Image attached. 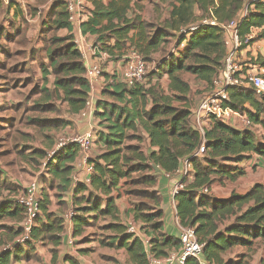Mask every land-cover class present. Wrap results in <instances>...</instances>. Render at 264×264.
<instances>
[{
  "label": "trees",
  "instance_id": "obj_1",
  "mask_svg": "<svg viewBox=\"0 0 264 264\" xmlns=\"http://www.w3.org/2000/svg\"><path fill=\"white\" fill-rule=\"evenodd\" d=\"M141 1L145 0H110L108 3L93 0L94 9L82 23L81 32L94 37L96 49L108 54L111 61L122 60L133 49L144 57L147 65L152 56L165 53L169 37L180 33L175 53L163 57L158 65L169 78L168 89L160 84L163 73L158 71L150 74L145 84L133 87L124 84L120 76H108L96 111L99 130H95L94 146L98 145L101 153L88 160L93 166L89 183L74 181V163L81 153L76 144L57 150L51 159L44 151L34 150L32 160H43L51 178L49 189L57 188L64 194L74 188L75 208L71 219L74 238L81 236L94 218L111 216L119 220L121 213L117 203L123 195L122 189L127 188V194L152 200L151 205L141 202L130 214L148 239V247L140 235L128 232V224L110 225L118 233L114 244L127 252L129 264H149L150 257L163 259L180 250L179 238L165 232L163 196L158 186L163 176L177 174L188 161V174L182 175L180 183L183 188L174 197L180 225L194 228L199 242L205 245L203 259L207 263L223 264L225 256L237 248L246 250L240 258L247 259L258 243L264 241V184H255L245 194L233 192L227 198L215 197L211 188L216 182L244 177L246 169L232 164L240 165L246 160L248 163L254 154L264 157V143H256L251 130H237L213 119L204 137L205 152L195 156L204 139L193 123L191 85L182 74H190L214 89L227 47L222 27L202 21L215 19L220 25L227 24L251 2L248 14L238 26L242 48L246 49L264 40V1L161 0L168 4L163 23L144 20ZM2 8L0 2V13ZM69 16L67 3L56 1L43 19L42 30L49 37L45 49L48 64L41 68L45 82L41 92L47 94L46 101L56 97L66 105L68 114L82 116L90 101L92 85L83 54L75 43L74 25ZM254 29L261 30L258 37L248 40ZM62 30L67 34L60 36ZM4 36V30L0 29V37ZM11 37L9 32L5 40ZM255 65L264 67V59L261 57ZM50 76L54 78L52 88L47 87ZM227 92L228 107L264 127V96H257L251 88L237 86L227 87ZM35 107L43 112L54 111L47 102H38ZM32 122L42 130H58L73 124L64 119L41 118ZM137 173L142 174L141 177L133 178ZM136 184L146 185L147 189H128ZM24 190L18 185L11 188V195H19ZM15 199L11 196L0 202V219L15 220L20 226L13 235L23 236L21 224L26 214ZM50 205L47 193L40 204L31 237L24 243L27 247L32 242L50 241L56 247L61 244L65 218L50 213ZM24 244L17 242L12 250L0 253V264L21 259ZM185 264L201 263L189 258ZM229 264L244 263L230 260Z\"/></svg>",
  "mask_w": 264,
  "mask_h": 264
},
{
  "label": "rangeland",
  "instance_id": "obj_2",
  "mask_svg": "<svg viewBox=\"0 0 264 264\" xmlns=\"http://www.w3.org/2000/svg\"><path fill=\"white\" fill-rule=\"evenodd\" d=\"M2 1L6 5L4 0ZM30 5V7H27L26 4V8L22 7L20 9V11L26 13L23 18L16 19V22L13 21L15 16L13 17L12 11L9 12L7 7L4 6L0 13V29L4 30L5 34L3 38L0 37V94H2L5 105L4 109L0 108V202L9 199L11 196L12 198L17 197V195H11V188L18 186L16 183H19L24 190L29 182L35 180L41 184V187L49 190L48 183L51 178L46 171L43 160H27V158H34L31 155L34 150L44 151L50 157L52 151L57 149L62 141L78 134L74 124L68 127H60L58 130H42L32 122L34 119L41 118L65 120L66 105L61 104L56 97L46 101L47 94L41 92L42 88L45 87L41 68L44 64V67L48 64V62H45V49L49 37L43 32L42 23L47 15L50 3L48 0H31ZM167 8L168 4L162 3L161 0H145L143 12L146 11V15L151 22L163 23L167 18ZM15 11L16 9L13 10V12ZM9 32L12 33V37L10 40H5L6 34ZM179 34L178 36L173 34L168 38L165 53L152 56L148 60L149 69L146 82L150 80V74L158 71L163 73L160 84L164 89H168L169 78L165 74V69H159L158 65L163 57L166 55L168 57L172 52L175 53L174 49L177 47ZM262 41V47L264 48V40ZM245 51L246 49L240 48L237 63L245 70L256 68L264 71V67L255 65L261 57L264 59V50L261 53L256 46L253 52ZM83 55L85 58L89 57L86 51L83 52ZM108 64L109 62L102 64L100 66L101 71L105 73L106 70H109L111 73H115L111 67L108 69ZM182 78L191 85L189 98L193 110L204 97L214 92V89L198 82L190 74L183 73ZM50 79L52 81L53 77L50 76ZM38 102H47L54 107V111L43 112L39 110L35 107ZM6 119H10L11 122L7 124L9 120ZM24 132H27V134H24ZM252 132L256 143H264V127H254ZM47 144H50L53 149H47ZM246 162L247 160L240 165H232L246 169V167H249V162ZM25 166L32 167L33 172L28 173L29 170L23 168ZM255 172L264 174V169ZM141 175L134 174L133 178L141 177ZM145 187L146 185L136 184L128 186V189L141 191L147 189ZM50 193L52 201L56 205L62 198L58 197V191L50 190ZM122 193L123 195L117 203L121 213L119 220H114L111 216L92 219L90 226L85 228L81 236L73 237L72 246L75 250L79 247V250L75 251L73 255L70 254L71 258L74 257L72 260L77 261L78 264H129L127 252L124 249H118L114 244L118 233L111 229L110 225L114 223L124 225L136 223L135 217L130 215L132 214L131 210L140 205L141 202L147 203V205H151L153 202L142 196L137 197L127 194V188L122 189ZM64 203L66 202H61L62 208L66 209L67 214H69L70 211ZM24 224L25 222L21 224V227H24ZM136 225L139 227V224L136 223ZM19 226L14 220L0 219V253L12 250L14 244L21 239L22 236L13 235ZM138 234L141 237L145 236L140 230ZM23 248L26 249L27 246L24 244ZM240 249L237 248L228 253L223 260V264H229L230 260H242L244 264H264V241L258 243L255 252L247 259L240 258L243 253H246L245 249ZM65 254L62 250L55 248L52 242L48 241L43 245L36 244L30 250L29 258L22 260L20 264H72L71 260L64 257Z\"/></svg>",
  "mask_w": 264,
  "mask_h": 264
},
{
  "label": "built area",
  "instance_id": "obj_3",
  "mask_svg": "<svg viewBox=\"0 0 264 264\" xmlns=\"http://www.w3.org/2000/svg\"><path fill=\"white\" fill-rule=\"evenodd\" d=\"M256 1V0H251ZM264 1V0H259ZM67 3L69 11V20L73 25L81 26L82 23L87 21L91 16V12L84 11V0H65ZM251 3V2H250ZM250 3L247 4L244 10L231 22L227 24L220 25L215 19H205L202 21L203 24H211L221 26L224 31L225 44L227 47V55L224 61V66L220 72V76L215 80L214 92L206 97H204L199 105L193 110L192 120L195 128L201 133L203 139L207 129L210 127L211 121L218 120L230 127L237 130H252L256 125L252 123L249 117L240 112L231 109L227 106L229 102V94L227 92V87L237 86L242 88H251L254 90L257 96H264V71L260 69H243L237 63L238 54L240 48L243 45L241 37L239 35V23L248 14V7ZM252 39V34L247 38ZM76 45L81 49L82 43L80 40L75 41ZM123 69L120 74L121 81L128 87H133L136 85H143L146 83V78L148 74V65L144 57L138 53L136 50L131 49L123 57ZM102 75L101 68L94 66L88 70V79L93 83ZM91 105L90 101L87 103V107L83 112L82 116L87 115V110ZM96 132L95 130L88 131L82 134H76L74 136L68 137L62 141L57 149L52 152V156L55 152L69 144H76L80 148V152L83 155L84 161L87 164V171L89 174L93 173V166L88 164L89 153L94 147ZM205 139L203 140L202 146L195 156H200L205 152ZM186 169L180 170L179 175H187L189 170L188 161L185 162ZM251 169H264V157L258 154H254L249 160V165ZM90 181V180H89ZM78 182V180H75ZM183 186L178 185L172 191V197L178 193ZM208 192L207 189H204ZM39 183L38 181H32L27 185L25 190L17 195L16 202L21 205L26 214V220L24 224V235L18 241L19 244L25 243L30 239L32 228L35 219L40 214V200L38 199ZM73 217V212H69L66 215V219L71 220ZM128 232L132 234H138L139 227L135 223L128 224ZM145 245L148 247V239L143 236ZM180 243L181 247L178 252L171 254L167 258L156 259L150 257L149 264H185V261L189 258L198 260L201 264H208L203 259L204 244L200 243L194 228L192 227H180Z\"/></svg>",
  "mask_w": 264,
  "mask_h": 264
},
{
  "label": "crops",
  "instance_id": "obj_4",
  "mask_svg": "<svg viewBox=\"0 0 264 264\" xmlns=\"http://www.w3.org/2000/svg\"><path fill=\"white\" fill-rule=\"evenodd\" d=\"M30 1L31 0H4V2L6 4V5H4L3 1L0 0L3 8L5 6V7H7L9 12L12 11L13 17L15 16V19L13 20L14 22H16L18 20V18H23L25 16L26 12L20 11V9H22V7L26 8L25 7L26 4H27V7H30L31 6ZM56 1H65V0H48V2L50 3V6L52 5V3L56 2ZM104 1L106 3H108L110 0H104ZM134 1H137V0H134ZM139 4H140V6L143 7L145 4V1H143V2L141 1V2H139ZM146 6H147V4H146ZM18 7H20V8L18 9ZM14 9H16L15 12H13ZM93 9H94L93 0H84V11L83 12L90 13ZM142 18L144 20L150 21V19L146 15V11L142 12ZM260 31H261L260 29H254L252 32V39L257 38ZM73 33H74L75 41L80 40L82 43L81 49L77 46L79 48V50L82 52V54L85 51L88 52V55H89L88 58H85L83 55L85 66L88 70L94 66L100 67L105 62H109L108 69L111 67L112 70L115 72V73H111V71L106 70L107 73L102 72V75L98 79H96L93 83H91L92 92H91L90 98H89L91 105L89 106V108L87 110V115L85 117L79 116V115L73 116V115H70L66 112L65 120L72 122L77 128L78 134H82V133H86V132L91 131V130H97V129L99 130V126H98L99 120L96 117V111L98 108L99 101L101 99H103V95H102L103 89L108 84V76H113V75H116L117 77L120 76L124 63H123V60L111 61L110 56L108 54L99 52L96 49L94 37L84 36L81 32V26L74 25ZM66 34H67L66 30H62L59 32L60 36H64ZM262 43H263L262 40H260L258 42L257 41L254 42L251 46L246 48L245 52H253L254 48H256V46H257L259 48V51L262 53V50H264V48L262 47ZM255 52H256V50H255ZM35 60L37 61L36 58H35ZM45 62H48L46 56H45ZM52 83H53V80L51 81V79L49 77V84L47 85V87L52 88ZM42 86H43V84H42ZM6 105H7V103H6ZM4 106L5 105L3 103V97H2V94H0V108L2 107L4 109ZM1 111H3V110H1ZM6 120H9L7 122V124H9L11 122L10 119H6ZM256 127H259V125H256ZM251 131H253V129ZM24 134H27V132H24ZM46 148L47 149L51 148L50 144H47ZM100 153H101L100 147L98 145H95L89 153V158L93 159ZM0 157H1V152H0ZM30 159L32 160L33 158H27V160H30ZM74 166H75L74 181L78 180L81 182L89 183L91 174H89L87 171V164L84 161L82 153H80L79 157L77 158L76 162L74 163ZM23 168H27L29 170L28 173L33 172L32 167L25 166ZM183 169H186L184 164L181 165L180 170H183ZM256 170L259 171L260 169H257V168L251 169L249 167H246V172L248 174H246L244 177L239 178L236 181H230V180L224 181L223 184H220L219 182L214 183L212 185V188H211V194H213L217 198H227L233 192H236L239 194H245L255 184H257V183L264 184V180H263L264 174H261V172L257 173V172H255ZM259 176H260V178H258ZM182 178H183L182 175H179L178 173L171 175V176H169V175L163 176L162 179L160 180L159 186H158V189H160L161 194L163 196V202H162L161 207L165 211V232L168 233L169 235L177 237V238H180V227H181V225H180L178 217H177L176 202H175V199L172 197V191L178 187V185L182 181ZM190 181H192V178L190 179ZM31 182H29V183H31ZM16 184L19 185V183H16ZM48 184H50V183H48ZM48 188H49V185H48ZM73 189L74 188H72L71 193L60 194V192H58L57 193L58 197H60L62 199H60L56 205L52 201V197H51V193H50L51 189L46 190L45 188L41 187V184L39 183V192H38V199L40 200V204H43V199L45 198V194L48 193L49 199L51 201V205L49 207V212L65 218V231L63 233L62 242L59 246H57V247L55 245L54 246H55V248L62 250L63 254H65V252H66V254L64 255V257L66 259H70L71 258L70 254L73 255L75 251L79 250V247H77V249L75 250L74 247L72 246L73 237H74L73 236V225L74 224H73L72 220L66 219L67 211H66V209L62 208V204H61L62 201L66 202L64 204L67 206V208L69 209L68 211H70V212L75 208L74 203L72 201V196H73L72 192L74 191ZM53 191L57 192L58 190H57V188H55V189H53ZM40 217L43 218V212H41ZM10 220H12V219H10ZM46 242H48V241H46ZM32 243L26 249L25 248L23 249L21 259H12L9 264H20V262H22V260L29 258L30 250L36 244H40V245L45 244V243H35V242L33 244ZM80 251H82V250H80ZM73 258L74 257H72L71 259H73Z\"/></svg>",
  "mask_w": 264,
  "mask_h": 264
}]
</instances>
